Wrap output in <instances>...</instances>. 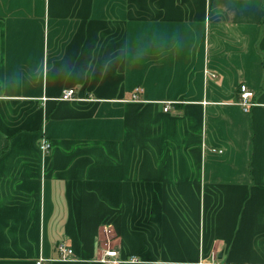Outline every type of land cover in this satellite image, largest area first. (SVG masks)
<instances>
[{"label":"crops","instance_id":"1","mask_svg":"<svg viewBox=\"0 0 264 264\" xmlns=\"http://www.w3.org/2000/svg\"><path fill=\"white\" fill-rule=\"evenodd\" d=\"M62 240L264 264V0H0V264Z\"/></svg>","mask_w":264,"mask_h":264},{"label":"built area","instance_id":"2","mask_svg":"<svg viewBox=\"0 0 264 264\" xmlns=\"http://www.w3.org/2000/svg\"><path fill=\"white\" fill-rule=\"evenodd\" d=\"M206 76H212L216 77L214 74L210 73L209 70H205ZM143 89L141 87H137L134 90L132 101L139 102L141 101L139 96ZM240 91V98H239V104L243 108L245 112H248L254 105L255 102L253 101L254 93L248 89V87L245 84H241L239 86ZM76 99V91L75 89H67L63 92L62 97L60 100L63 101H71ZM163 105V109L165 112L170 111L173 102H160ZM52 149V144L50 140L43 136L40 141V151L44 156H48L50 154V151ZM219 153H222L221 150H219ZM56 250V257L54 258H38L36 260V264H54L55 262H71L75 260V252L72 246L66 241L62 240L56 244L55 247ZM100 261L107 264H126V263H139L141 262L137 257L130 256L129 258H122L120 254V248H108L104 249L102 251V255L100 258Z\"/></svg>","mask_w":264,"mask_h":264},{"label":"rangeland","instance_id":"3","mask_svg":"<svg viewBox=\"0 0 264 264\" xmlns=\"http://www.w3.org/2000/svg\"><path fill=\"white\" fill-rule=\"evenodd\" d=\"M215 257H216V256H215ZM213 259H215V258H212V259H210V258L208 259V258H207V260H203L202 262H203V263H208V262H212V263H213ZM215 263H216V262H215ZM216 264H217V263H216Z\"/></svg>","mask_w":264,"mask_h":264}]
</instances>
